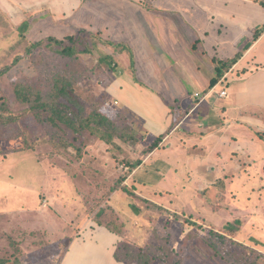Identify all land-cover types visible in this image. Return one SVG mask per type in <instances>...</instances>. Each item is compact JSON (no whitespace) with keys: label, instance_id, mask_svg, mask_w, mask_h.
I'll return each mask as SVG.
<instances>
[{"label":"rangeland","instance_id":"374dc122","mask_svg":"<svg viewBox=\"0 0 264 264\" xmlns=\"http://www.w3.org/2000/svg\"><path fill=\"white\" fill-rule=\"evenodd\" d=\"M256 1L264 5V0ZM180 3L190 5L189 0ZM84 7L103 12L107 19L90 16ZM106 7H110L106 0L83 3L82 24L95 25L94 32L81 28L92 54L76 58L62 57L45 47L27 54L33 43L72 35L65 23H57L50 15L26 13L30 15L22 22L28 21L29 27L21 28L17 18L0 12V104L4 103L0 117L16 118L13 123L0 124V189L2 196L7 195L0 202V259L11 264H61L69 243L82 230L109 225L122 237L114 252L119 264H264V126L243 125L230 133L229 137L241 144V151L237 145L215 141L226 173H219L216 161L203 162L192 172L190 162L180 156L174 163L182 167L187 164V170L162 179L160 187L149 188L157 193H147L149 189L141 187L143 180L155 182L160 174L154 169L148 174L145 169L136 173L139 167L132 171L131 165L141 160L157 136L148 134L139 118L112 99L111 87L118 83V73L123 70L114 58L120 47L109 43L105 31H96L105 28L108 21L114 28L122 22L112 12L107 14ZM136 7L132 4L131 10L125 4L121 11L138 15L144 31L149 35L151 30L149 37L154 40L151 14ZM69 22L74 26L73 20ZM168 30L172 37V27ZM250 32L251 36H241L243 42L237 51L230 49L236 33L234 37L225 35L226 42H219L221 48L217 46L219 54L231 58L244 52L253 41ZM169 44L165 40V47ZM79 49L84 45L80 43ZM260 49L264 54V45ZM107 56L114 58L116 71L101 62ZM65 68L84 107L99 109L122 133L133 135V141L123 143L115 138L109 145L89 132L75 135L64 126L59 131L39 121V111L31 108L34 96L28 103L18 97L17 84L29 87L26 93L34 92L44 78L52 77L51 72ZM134 94L128 92L126 98L139 105V94ZM245 98H241L245 104H239L242 112L264 119V112L252 111ZM233 99L237 102L236 97ZM234 113L236 110L231 111ZM203 116L196 114L191 120ZM17 135L20 138H13ZM23 144L34 148L13 152ZM204 149L191 153L193 159L204 157ZM223 174L231 177L226 179ZM11 176L17 191H9Z\"/></svg>","mask_w":264,"mask_h":264},{"label":"crops","instance_id":"0c3cea01","mask_svg":"<svg viewBox=\"0 0 264 264\" xmlns=\"http://www.w3.org/2000/svg\"><path fill=\"white\" fill-rule=\"evenodd\" d=\"M85 1L0 0V11L9 18H17V22L28 18L30 14L26 13L36 12L47 18L52 16L57 23H65L71 34L81 31V28L94 32V24L83 25L80 20ZM179 1L106 0V5L110 6L106 7L107 14L112 12L117 21L121 19L122 26L115 25L117 28H114L108 21L105 28L96 31H105L102 34L109 42L121 45L114 58L117 57L123 70L118 73V83L111 87L114 95L112 99H117L122 108L139 118L148 134L153 133L156 138L165 135L157 149L141 157L142 164L134 171L137 173L145 169L148 174L150 169H154L155 173L160 174L155 182L144 179L141 183L144 190L160 187L162 179L179 170H187V164L182 167L174 163L180 156L190 162L192 172L197 171L203 162L216 161V168L221 171L219 173H226L227 167L221 159L222 152L215 148V141L220 143L221 139L226 144L237 145L236 148L241 151V144L235 138H230V133L243 125L249 124L256 128L264 126L263 118L255 114L248 115L239 107V104H245L241 98L248 96L247 104L251 105L252 111L264 112V54L261 49L258 51L264 45V33L256 41L253 37L256 25H264V7L256 0H189V6L178 4ZM125 4L130 9L132 4L137 5L136 10L141 8L146 14H151L149 18L154 23V40L150 39L151 30L149 35L144 31L138 15H127L121 11ZM84 8L85 12L96 19H107L103 12ZM69 20H73L74 26H71ZM124 23L127 26L125 28ZM169 27H172V37L169 35ZM250 31L253 32V41L245 47L240 60L225 72L204 101L197 104L194 95L209 90L212 79L217 75V62L230 59L219 54V42H226L225 35L228 33L233 34V37L236 33L237 37H234L230 49L237 51L243 42L241 36L246 33L251 36ZM165 40L170 41L169 46L165 47ZM203 40L204 45L201 44ZM124 47L133 54V63ZM127 75H130L129 79ZM222 91H227L228 96L221 98ZM128 92H135L134 96L139 94L141 103L134 105L132 99L126 98ZM212 96H216L217 100L210 101ZM232 97H236L237 102ZM169 108L176 110L171 113ZM235 110L236 113L231 114ZM196 114L204 116L191 120ZM202 147H205L204 157L194 160L191 153L199 152ZM175 154L179 156L173 157ZM153 164L157 166L152 167ZM222 177L228 179L231 176L223 174ZM13 182L11 176L9 191L18 190ZM148 191L149 194L157 193L156 190ZM5 198L7 195L2 196L0 189V202ZM121 241L122 237L103 226L82 230L69 243L61 264H119L114 258V252Z\"/></svg>","mask_w":264,"mask_h":264},{"label":"trees","instance_id":"16d2710c","mask_svg":"<svg viewBox=\"0 0 264 264\" xmlns=\"http://www.w3.org/2000/svg\"><path fill=\"white\" fill-rule=\"evenodd\" d=\"M264 7V5H262ZM1 12V11H0ZM21 28L29 27L28 21H23L20 25ZM84 30H81L75 34L67 35L63 39H57L54 37H49L44 40H41L37 43L31 44V46L27 50V54H31L34 50L40 49L42 47L48 48L54 53L66 57V58H76L82 54H92L91 46L89 42L84 39L83 35ZM264 33V25L258 27L254 32V40H258L260 36ZM84 45V49H79V44ZM112 46L116 44L109 42ZM116 46L121 47L120 44ZM129 52L131 63H133V54L131 51L125 49ZM243 53L239 52L235 55V57L221 60L217 62L218 67L216 69L217 75L211 81V85L209 91L219 83L221 78L224 76L225 72H227L233 65H235ZM101 62H107L111 71H116L117 67L114 64V58L112 56L103 57ZM133 65V64H132ZM52 77H46L40 83V88L32 91H27L29 87H26L21 84L16 85V93L19 98H21L22 102L28 103L32 101L30 96H34V101L31 108L39 111V121L41 123H48L54 129L59 131L63 130V126L69 130H71L75 135H82L85 132H89L92 136L97 137L102 142L113 145L115 138H119L123 143H128L129 141H133V135L125 134L117 128V124L114 120L103 114L99 109L90 110L89 107L82 104L81 100L77 96L74 90V84L69 75V70L67 68L51 72ZM25 92V94L23 93ZM204 96V95H203ZM207 97V95H205ZM195 98V97H194ZM196 99V98H195ZM199 103L200 99H196ZM197 103V102H196ZM4 107V103L0 104V111ZM48 113V114H47ZM47 114V115H46ZM16 118L0 117V124L5 123H13ZM21 135H17V137H13L15 139L20 138ZM263 137V136H261ZM163 137L155 138L150 147L146 149V155L151 154L155 149H157L163 139ZM15 139H12L13 142ZM26 143V142H25ZM32 145H24L19 149H12L13 152H25L33 149ZM0 155H2V151H0ZM143 160L137 161L136 163H132L131 169L132 171L138 168L142 164ZM223 185V184H222ZM222 195V194H221ZM240 224V222H238ZM110 231L114 232L109 225L105 226ZM230 228V225H227V230ZM237 232V229H234ZM117 233V232H115ZM0 264H11L8 260L0 259Z\"/></svg>","mask_w":264,"mask_h":264},{"label":"built area","instance_id":"2783aa9c","mask_svg":"<svg viewBox=\"0 0 264 264\" xmlns=\"http://www.w3.org/2000/svg\"><path fill=\"white\" fill-rule=\"evenodd\" d=\"M227 96H228L227 91H222V92L220 93V97H221V98H225V97H227ZM194 97H195L196 99H200V102H203L204 99L206 98V96H203L201 93H195Z\"/></svg>","mask_w":264,"mask_h":264}]
</instances>
